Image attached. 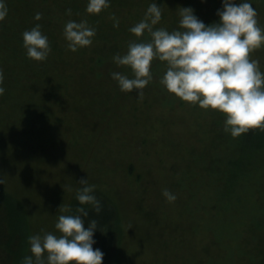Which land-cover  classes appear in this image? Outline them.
I'll list each match as a JSON object with an SVG mask.
<instances>
[{"label":"rangeland","instance_id":"374dc122","mask_svg":"<svg viewBox=\"0 0 264 264\" xmlns=\"http://www.w3.org/2000/svg\"><path fill=\"white\" fill-rule=\"evenodd\" d=\"M36 1L49 12L44 17L39 10L38 19L51 46L46 59L27 56L23 42L10 57L14 37L0 31V53L8 62H0V189L23 203L28 236L57 231L58 205L69 204L79 178L87 177L118 207L123 238L116 264H259L264 259V146L242 158V133L233 136L224 129L222 111L188 102L161 83L165 61L153 58L156 84L148 82L142 96L121 90L111 76L120 67L112 59L115 53L123 54L130 40L150 38L147 31L137 36L129 27L144 18L152 0H131L113 13L78 11L71 2L69 12L64 0ZM262 1L253 6L264 27ZM219 4L162 0V16L153 27L179 28L182 6H192L204 20ZM66 16L97 28L90 45L71 50L63 31L47 25L63 23ZM114 19L121 31L128 29L122 40L121 32L112 39L117 27L113 31L108 21ZM250 56L264 71V46ZM164 188L175 193L174 200L165 197Z\"/></svg>","mask_w":264,"mask_h":264},{"label":"clouds","instance_id":"9594fccd","mask_svg":"<svg viewBox=\"0 0 264 264\" xmlns=\"http://www.w3.org/2000/svg\"><path fill=\"white\" fill-rule=\"evenodd\" d=\"M110 2L87 0L86 11L99 12ZM7 11L6 0H0V19ZM215 11L218 19L205 23L192 6H182L178 10L180 27L169 30L153 27L161 19L162 9L157 0H152L144 18L129 27L137 36L147 31L150 38L130 40L123 54L112 57L117 65L129 66L133 74L112 71L111 76L121 90H135L142 96L152 79L151 62L158 58L166 64L160 76L165 88L188 102L222 111L223 127L231 135L238 136L250 128L264 129V71L258 59L250 56L252 50L264 46V27L258 23L257 10L252 0H220ZM40 15L36 12L35 18ZM95 31L86 20L68 19L63 27L67 48L90 45ZM22 38L27 56L47 58L51 46L39 23L26 28ZM3 78L0 69V94L4 92ZM79 182L76 211H65L72 206L59 204L61 212L54 224L57 231L41 229L29 235L30 253L22 257L21 264H102L103 250L93 247L97 220L89 219L85 226L89 208L84 205L91 204L97 213L103 205L93 191L95 184L88 183L87 177H80ZM162 191L168 200L175 199L169 189Z\"/></svg>","mask_w":264,"mask_h":264},{"label":"trees","instance_id":"16d2710c","mask_svg":"<svg viewBox=\"0 0 264 264\" xmlns=\"http://www.w3.org/2000/svg\"><path fill=\"white\" fill-rule=\"evenodd\" d=\"M256 1L257 0H252V2ZM70 2L71 4H73L72 7H74L75 10L77 9L79 11L78 7H80L82 10L84 7H86L87 0H64L65 6H63V8L65 7L69 9ZM161 2L162 0H157L159 6H161ZM130 3L131 0H111L110 4L106 7L107 10L105 9L104 11H110L113 13V9L118 7L121 9L123 7H128ZM6 5L8 11L6 16L3 19H0V31H3L4 33L5 30L6 33H12V37H14V42L10 47L9 56L14 57V55H17V48L19 47V45H22L21 43L23 41L22 34L16 32V29L20 32H23L24 28H26L27 26L31 27L36 23L42 25V22L40 23V20L36 19V21L34 23L31 22V24L29 23V20L31 18H35V11L39 12L40 10L41 12H43L42 15L44 17L46 15L49 16V12L45 8H41L40 2H37L36 0H6ZM205 17V23H209L218 19L216 11H212V15L205 14ZM91 18L94 19L93 16H91ZM68 19H70V17L66 16L65 22ZM96 21L99 22V20ZM65 22L62 23V21H56V23L53 24L49 22L50 24L47 25H53L54 27L52 28L54 30L60 29V32H62ZM61 24L63 25L62 27ZM108 24L112 25L111 29L113 31L116 30L117 27L116 35H111L114 36L112 39H115L118 33L121 32L119 37L122 40V36L126 35L128 29L126 28L121 31L119 29L120 27L118 23L114 25L113 22L108 21ZM46 32L48 34L50 33L48 30ZM1 41L2 38L0 37V49L2 47ZM120 41H118V46L122 47V42ZM4 55L5 53H0V62L4 61V63H8L6 62L7 58L4 57ZM78 59H80V57ZM19 64L20 63L18 62L16 66L18 67ZM119 71L126 73L125 65L122 66L121 64L119 67ZM156 72L157 74H161V72ZM153 78L154 77L152 76V79L149 81L150 87L156 84V81H154ZM116 89L118 90V88ZM0 119H2L1 123L4 126V120L2 116L0 117ZM262 146H264V129L250 128L247 132L242 133V158L251 157L256 152H260L259 150H257V147H261L262 149ZM129 167L133 170L132 165H129ZM93 191L95 192L97 198L101 200L103 207L101 211L97 213L92 210L93 206L91 204L84 205V207L89 208L88 216L84 217L85 226H87V222L89 219L95 218L97 220V228L94 231L95 242L93 244V247L99 246L103 250L104 256L102 259V264H116L119 252V245L123 238L120 213L118 211L117 205L113 201L112 197L108 195L107 192L95 188L93 189ZM78 203L79 201L76 199L75 193L71 197L69 203L72 207L67 211L75 212L76 205ZM26 213L27 212L25 210V207L23 203L18 199L17 195L12 192L0 189V264H21V259L23 256H25V252L29 243L27 240V228L29 227L27 225H29V219L26 217ZM219 263L223 264V262ZM259 264H264V259L259 260Z\"/></svg>","mask_w":264,"mask_h":264}]
</instances>
